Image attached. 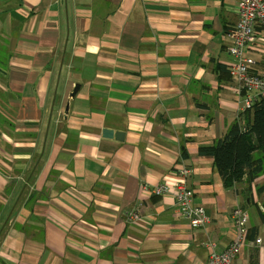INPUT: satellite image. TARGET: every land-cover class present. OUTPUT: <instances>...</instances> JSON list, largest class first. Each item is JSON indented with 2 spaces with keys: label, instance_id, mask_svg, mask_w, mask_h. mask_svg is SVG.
<instances>
[{
  "label": "crops",
  "instance_id": "0c3cea01",
  "mask_svg": "<svg viewBox=\"0 0 264 264\" xmlns=\"http://www.w3.org/2000/svg\"><path fill=\"white\" fill-rule=\"evenodd\" d=\"M237 1L0 0V264H207L239 205L233 264H264V172L227 186L200 153L247 120L225 39ZM247 51L264 69V45ZM180 182L205 226L181 215Z\"/></svg>",
  "mask_w": 264,
  "mask_h": 264
},
{
  "label": "built area",
  "instance_id": "2783aa9c",
  "mask_svg": "<svg viewBox=\"0 0 264 264\" xmlns=\"http://www.w3.org/2000/svg\"><path fill=\"white\" fill-rule=\"evenodd\" d=\"M238 20L226 32V48L234 56L235 62L231 66V74L236 82L235 92H246L243 106L250 108L256 100L264 102V69H258L255 61L248 55V47L253 43L264 45V0H238ZM182 176L189 173V169L179 170ZM167 183L156 186L155 193L164 194L169 190ZM195 191L185 182H180L175 190L176 203L182 216L189 219L193 226L202 227L210 222V216L203 206L194 202ZM233 223L237 230L234 240L223 250L218 251L215 244L207 242L211 252L207 264H233V261L242 253L250 234V215L242 206H236L231 213ZM126 219L131 222L141 220L138 208L126 212ZM262 238L257 237L260 243Z\"/></svg>",
  "mask_w": 264,
  "mask_h": 264
},
{
  "label": "trees",
  "instance_id": "16d2710c",
  "mask_svg": "<svg viewBox=\"0 0 264 264\" xmlns=\"http://www.w3.org/2000/svg\"><path fill=\"white\" fill-rule=\"evenodd\" d=\"M247 109L246 122H235L214 144L200 147L201 154L214 156L227 186L243 179L251 184L264 172V102L256 100ZM260 215L264 221V211ZM250 264H259L257 257L251 256Z\"/></svg>",
  "mask_w": 264,
  "mask_h": 264
},
{
  "label": "water",
  "instance_id": "95a60500",
  "mask_svg": "<svg viewBox=\"0 0 264 264\" xmlns=\"http://www.w3.org/2000/svg\"><path fill=\"white\" fill-rule=\"evenodd\" d=\"M115 133V135L117 136L118 139H122L123 136H124V132H121V131H117V130H113V129H110V128H106L104 131H103V134L104 136L106 137H111V135Z\"/></svg>",
  "mask_w": 264,
  "mask_h": 264
}]
</instances>
